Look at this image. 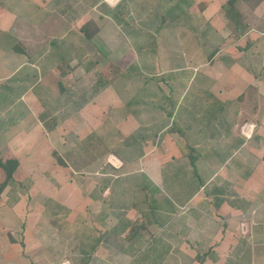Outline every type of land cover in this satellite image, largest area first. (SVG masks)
Wrapping results in <instances>:
<instances>
[{
  "label": "rangeland",
  "instance_id": "rangeland-1",
  "mask_svg": "<svg viewBox=\"0 0 264 264\" xmlns=\"http://www.w3.org/2000/svg\"><path fill=\"white\" fill-rule=\"evenodd\" d=\"M198 1L206 2L0 0V26L7 29L16 24L15 28L21 29L20 37L12 35L4 49L0 48L3 52L0 60L4 52L11 51L9 46L17 38L25 37V50L33 65L46 63L54 54L68 63L67 70V65H62L59 78L49 72L47 64L41 66L45 70L43 81L54 88L58 82L72 88L70 97L58 94L56 89L52 91L36 119L45 128L57 112V128L52 131L49 143L43 141L32 153H26L17 175L21 182L15 179L0 193V264H207L208 260L219 257L226 259L225 264H264V216H259L264 205L256 201L247 208L249 216L230 224L231 232L223 231L221 236V221H218V233H201V245L206 246L198 250L191 245L196 252L186 255L182 261H177L179 255L170 248L178 234L162 231L158 228L161 226L152 227L151 232L144 234L147 239L143 240L150 239L153 245L142 243L136 249L124 248L132 239L142 238L132 228L140 226V220L146 218L157 220L155 208L151 207L162 203L160 199H139L142 218L134 211L135 200L130 195V190H134L132 184L140 175L133 174L128 165L136 153L131 134L137 133L145 139L149 133L156 146L162 141L154 136L163 124L160 105L141 109L137 99L147 96L143 93L145 86L156 99L161 98L167 87L175 86L181 79V69L185 70L184 75L192 71L195 76L188 92H194L205 76L219 78L218 73H206L211 71L210 67L195 70L210 64L212 58L208 54L217 42L219 46L225 43L219 36L215 40L213 32H208V27L201 22L195 8ZM14 19L19 20L13 23ZM89 20L98 27L91 41L80 31L82 24ZM32 25L37 26L36 30ZM2 40L0 34V45ZM234 43L238 41L228 44ZM262 50L264 53V47ZM238 56L241 55L238 53ZM228 59L222 51L211 64L223 68L228 65ZM39 90L37 87L35 92ZM85 96L90 99L89 104L81 101ZM131 110L139 118L137 124L129 121ZM33 123L36 126L39 121ZM117 123L123 131L116 127ZM126 138L130 140L125 144ZM258 138L263 144L262 138ZM87 139L88 143H83ZM53 150L66 158L70 169L58 163ZM113 152L121 155V161L112 156ZM99 154L106 156L101 158ZM107 161L117 169H110ZM102 173H106L105 177ZM103 178H107L103 185L109 189L97 200L95 196L99 194ZM65 179L74 182L72 192L65 191ZM137 189L140 193L142 188ZM263 192L261 189L262 195ZM140 194L145 196L144 191ZM55 197L70 201V207L54 210L55 206L47 199ZM149 209L153 213L147 214ZM177 210L176 206L170 219H177ZM14 211L19 214L17 217ZM136 217L139 221L131 224ZM202 220V230L212 225L205 218ZM209 239L219 244L218 251L205 243Z\"/></svg>",
  "mask_w": 264,
  "mask_h": 264
},
{
  "label": "crops",
  "instance_id": "crops-1",
  "mask_svg": "<svg viewBox=\"0 0 264 264\" xmlns=\"http://www.w3.org/2000/svg\"><path fill=\"white\" fill-rule=\"evenodd\" d=\"M203 1L206 2L202 4L198 1L199 4L195 7L201 22L208 27V32H213L215 40L219 36L221 42L225 43L219 46L220 42H217L208 54L212 58L210 64L201 65L195 70L210 67L211 71L206 73H218L219 78L205 76L206 79L199 82L194 92H188L195 76L192 71L184 75L185 70L181 69V79L177 80L175 86L167 87V91L165 90L159 99L155 98L153 92L147 91L145 86L143 93L146 92L147 96L141 97L143 100L137 99V104H140L141 109H152L154 104L160 105L163 124L154 136L162 141L156 146L152 143L149 133L145 135V139L137 133L131 134L134 136L136 153L135 158L128 163L133 169V174H140L135 184H132L134 190H130L132 200H135L134 211L139 217L144 216L139 213L141 205L137 203L142 197H145L146 201L160 199L162 203L151 207L155 208L154 216L157 220L149 221L146 218L145 221L140 220V226L132 228V231L141 234L142 238L132 239L124 248L136 249L141 247L142 243L153 245L152 240H143L147 239L144 234L151 232L152 227L161 226L158 228L162 231L178 234V239L170 243V248L181 257L180 259L177 256V261H182L186 255L206 246L201 245V233H218V221H221L219 233L222 236L223 231H232L230 224H233V221L240 222L241 218L249 216L247 208L251 202H261L264 205V192L263 195L261 193V189H264V0H235L234 3L231 0ZM18 20L14 19L13 23ZM15 25L7 29L0 26L3 39L0 48L4 49L3 46L7 45L12 35L20 37L18 31L21 29L15 28ZM32 26L36 30L37 26ZM17 39L16 43L9 46L11 53L4 52L0 60V71L3 72L0 77V158L15 159L18 162L13 174L14 180H19L17 175L22 160L27 157L26 153H32L43 141L49 143L52 131L57 128V112L48 127H41V121L36 119L38 113L45 108L50 94H53L52 91L56 89L58 94L65 93L67 97L72 95V88L63 82H58L54 88L43 81L42 72L45 70L41 66L47 64L49 72L59 78L62 65L65 63L66 70L68 68L64 58L54 54L50 55L51 58L46 63L33 65V59L25 50L26 38ZM234 40L238 43L228 44ZM16 46L21 48V51H17ZM257 46H260L259 50ZM222 51L229 59L228 65L220 68L211 63ZM238 53L241 56H238ZM37 87L40 90L35 92ZM81 101L90 103L88 97H83ZM128 114L129 121L137 124V114L132 110ZM43 117L40 116L41 119ZM36 120L39 124L35 126L33 122ZM245 124L250 127V136L242 133ZM115 125L122 130L121 124ZM117 133L121 136L127 135L123 132ZM259 136L263 144L258 142ZM126 139L125 144L130 140ZM83 143L87 144L88 139ZM111 154L121 161L119 153ZM100 156L104 158L106 155ZM106 163L111 166L110 169H117L114 164L108 161ZM114 163L118 164V161ZM63 166L67 170L71 168L67 160ZM1 171L0 169V184L5 179V173ZM102 174L105 177L106 173ZM106 179L103 178L99 194L95 196L97 200L109 189L103 185ZM69 180L65 179L66 192H72L74 187V182ZM139 180L141 182H138ZM10 186L11 184L7 187ZM138 186H141L140 193L144 191L145 196L137 193ZM83 190L81 193L84 194ZM90 198L94 200V197ZM52 199L48 198L47 201L55 202L66 209L70 207V201L59 197ZM176 206L178 216L176 220H172L169 216L174 214ZM257 208L260 209L259 204ZM14 212L13 215L17 217L19 214ZM151 213L153 211L149 209L147 214ZM259 216H264V207L259 210ZM204 218L212 225L204 226L202 230ZM137 219L138 217L130 219L131 224L139 221ZM247 226L249 229L248 223ZM171 229L175 232L170 231ZM211 241L212 239L205 240V243H209V248L218 251L219 244ZM191 245L196 249H192ZM225 263L226 259L220 257L207 261V264Z\"/></svg>",
  "mask_w": 264,
  "mask_h": 264
},
{
  "label": "trees",
  "instance_id": "trees-1",
  "mask_svg": "<svg viewBox=\"0 0 264 264\" xmlns=\"http://www.w3.org/2000/svg\"><path fill=\"white\" fill-rule=\"evenodd\" d=\"M235 0H231V2L234 3ZM80 31L83 33V36L86 40H93L95 34L98 31V27L95 25V22L93 20H89L82 24L80 27ZM15 49L18 51H21V48L19 49L18 46L15 47ZM52 154L57 158V161L61 165H65V157H60L58 153L52 152ZM18 167V162L15 159H1L0 158V169L5 173V179L4 181L0 184V193L9 185L14 182L13 179V174L15 170ZM50 203H53V206H55L54 210H63L62 206L49 201ZM48 203V202H47ZM66 209V208H65ZM11 239V238H10ZM11 242L14 241L13 239L10 240Z\"/></svg>",
  "mask_w": 264,
  "mask_h": 264
},
{
  "label": "built area",
  "instance_id": "built-area-1",
  "mask_svg": "<svg viewBox=\"0 0 264 264\" xmlns=\"http://www.w3.org/2000/svg\"><path fill=\"white\" fill-rule=\"evenodd\" d=\"M242 133L245 135V136H250L251 134V131H250V127L245 124L242 128Z\"/></svg>",
  "mask_w": 264,
  "mask_h": 264
},
{
  "label": "bare ground",
  "instance_id": "bare-ground-1",
  "mask_svg": "<svg viewBox=\"0 0 264 264\" xmlns=\"http://www.w3.org/2000/svg\"><path fill=\"white\" fill-rule=\"evenodd\" d=\"M109 1H111L112 3H114L116 0H109ZM115 162H117V161H115Z\"/></svg>",
  "mask_w": 264,
  "mask_h": 264
}]
</instances>
